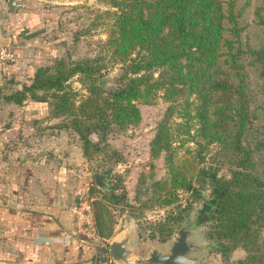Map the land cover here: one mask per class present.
<instances>
[{
	"label": "trees",
	"instance_id": "1",
	"mask_svg": "<svg viewBox=\"0 0 264 264\" xmlns=\"http://www.w3.org/2000/svg\"><path fill=\"white\" fill-rule=\"evenodd\" d=\"M109 7L107 61L54 58L36 67L29 84L0 100L45 103L50 116L66 119L63 127L77 134L87 155L97 145L90 135L136 124V104L150 103L159 93L167 106L149 154H163L167 179L151 183L154 201L170 205L178 191L203 199L206 234L216 250L221 256L237 247L244 252L228 264H264V83L258 94L250 88L251 78L264 80V43L241 40L233 0H109ZM254 15L264 27V0ZM107 62L119 64L121 72L113 88L104 90L99 78ZM72 77L85 91L78 100L68 83ZM211 143L225 154L228 177L200 165ZM205 184L210 190L204 199ZM184 211L171 215L172 222ZM92 218L97 236L109 238L106 217L94 209ZM164 228L162 237L169 234Z\"/></svg>",
	"mask_w": 264,
	"mask_h": 264
},
{
	"label": "rangeland",
	"instance_id": "2",
	"mask_svg": "<svg viewBox=\"0 0 264 264\" xmlns=\"http://www.w3.org/2000/svg\"><path fill=\"white\" fill-rule=\"evenodd\" d=\"M5 1L0 0L2 3ZM16 1L21 3L22 7H13L8 11L15 10L13 20L18 19L19 28L22 19L20 20L21 16L17 17V9H25L27 5V8L35 7L45 13L41 22L38 21L36 28L33 29L36 31L35 39L40 43V46H37L40 54H46L39 56L38 63L42 66L50 65L54 58L78 60L99 56L107 61L109 52L105 41L109 28L104 12L114 9L109 7V0ZM233 1L239 14L238 23L242 26L241 40L253 45L264 43V27L256 23L254 15V8L259 5V0ZM15 24L13 22V28ZM107 65V69L101 70L99 78V85L104 90L113 88L116 77L121 72L119 64L111 65L107 62ZM30 81L31 79L26 84ZM250 81L253 94H258L261 91L260 84L264 83V80L251 78ZM68 83L70 88L78 93L76 100L85 95L75 77L69 79ZM9 87L12 88L11 84ZM136 105L140 115L139 121L123 129L112 126L102 137L96 133L97 136L93 135V138L97 145L89 147L87 155L83 154L82 142L77 134L70 128L63 127L65 118L50 116L48 111V115L37 121L40 122L39 126L44 135L50 134L53 141L58 142L56 154H59V157H78L74 162L76 173L79 175L85 173L88 178L91 177L84 185V195L90 203L91 211L94 212V209L99 211L110 224L112 231L108 239L129 226L134 232L135 252L143 256L148 246L164 247L175 232L176 224L182 223L186 215L198 218L197 213L203 208L204 200H192L189 193L178 191L177 200L170 205L154 201L151 183L166 180L167 173L163 154L157 157L150 156L149 141L164 114L167 102L163 101L158 93L152 102H139ZM173 145L177 147L176 142ZM187 146L193 147L191 143H187ZM178 153L181 154V148L178 149ZM224 157L225 154L219 146L211 143L204 150L200 165H209L210 168L216 169L218 176L228 177ZM93 172L106 174L107 190L94 185ZM209 190L206 184L201 189L204 199L208 197ZM95 201L100 202L102 207L94 206ZM181 209L185 210L183 216L172 222L171 215ZM207 220L198 229L201 243L206 246L201 252L199 264H228L241 258L244 252L239 247L226 256L220 255L216 250L215 241L206 234ZM162 228L169 230L168 236H161ZM261 235L264 237V225L261 228Z\"/></svg>",
	"mask_w": 264,
	"mask_h": 264
},
{
	"label": "crops",
	"instance_id": "3",
	"mask_svg": "<svg viewBox=\"0 0 264 264\" xmlns=\"http://www.w3.org/2000/svg\"><path fill=\"white\" fill-rule=\"evenodd\" d=\"M5 3L0 2V48L12 60L0 59V95L20 89L42 65L33 29L45 14L27 5L20 9V3L19 28L15 10ZM47 113L42 102L0 100V264H107L110 239L86 241L74 232L69 206L91 177L76 173L78 157L56 154L58 142L37 121Z\"/></svg>",
	"mask_w": 264,
	"mask_h": 264
},
{
	"label": "water",
	"instance_id": "4",
	"mask_svg": "<svg viewBox=\"0 0 264 264\" xmlns=\"http://www.w3.org/2000/svg\"><path fill=\"white\" fill-rule=\"evenodd\" d=\"M19 6L20 3L16 0H6L7 10ZM89 139H93V136L90 135ZM105 178V173H92L94 185L102 190L108 188ZM202 219L204 222L207 214ZM203 222H198L197 216L186 215L182 223L176 224L175 232L164 247L148 246L143 256L135 252L134 232L127 226L119 230L107 243L110 261L113 264H199L201 252L206 247L198 236V229Z\"/></svg>",
	"mask_w": 264,
	"mask_h": 264
},
{
	"label": "built area",
	"instance_id": "5",
	"mask_svg": "<svg viewBox=\"0 0 264 264\" xmlns=\"http://www.w3.org/2000/svg\"><path fill=\"white\" fill-rule=\"evenodd\" d=\"M0 59L12 60V54L4 48H0ZM69 211L72 215L74 232L86 241H95L98 237L93 223L91 206L84 192L69 206Z\"/></svg>",
	"mask_w": 264,
	"mask_h": 264
},
{
	"label": "flooded vegetation",
	"instance_id": "6",
	"mask_svg": "<svg viewBox=\"0 0 264 264\" xmlns=\"http://www.w3.org/2000/svg\"><path fill=\"white\" fill-rule=\"evenodd\" d=\"M198 212H199V214H198V222H203L202 216H203L204 214H207V218H208V211H207L206 209L202 208V209L199 210ZM206 220H207V219H206ZM206 220H205V221H206Z\"/></svg>",
	"mask_w": 264,
	"mask_h": 264
}]
</instances>
